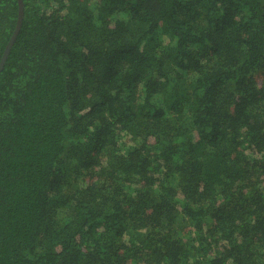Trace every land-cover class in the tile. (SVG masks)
Here are the masks:
<instances>
[{
	"label": "trees",
	"instance_id": "obj_1",
	"mask_svg": "<svg viewBox=\"0 0 264 264\" xmlns=\"http://www.w3.org/2000/svg\"><path fill=\"white\" fill-rule=\"evenodd\" d=\"M22 1L0 264H264V0Z\"/></svg>",
	"mask_w": 264,
	"mask_h": 264
},
{
	"label": "water",
	"instance_id": "obj_2",
	"mask_svg": "<svg viewBox=\"0 0 264 264\" xmlns=\"http://www.w3.org/2000/svg\"><path fill=\"white\" fill-rule=\"evenodd\" d=\"M19 3H20V13H19V20H18V24H17V29H16V32H15L13 38L11 39V41H10L6 51H5V54H4L3 58H2V61L0 63V73H1V70L3 69V66H4L5 62L7 61V58H8V56L10 54V51H11V49L13 47V44H14V42H15L18 34H19V31H20L21 27H22L23 14H24L23 13V1L19 0Z\"/></svg>",
	"mask_w": 264,
	"mask_h": 264
}]
</instances>
